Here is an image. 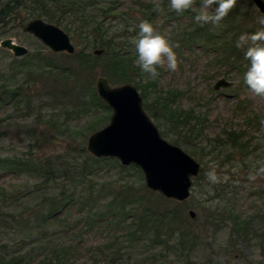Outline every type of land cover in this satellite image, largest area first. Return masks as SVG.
Segmentation results:
<instances>
[{"label": "trees", "instance_id": "obj_1", "mask_svg": "<svg viewBox=\"0 0 264 264\" xmlns=\"http://www.w3.org/2000/svg\"><path fill=\"white\" fill-rule=\"evenodd\" d=\"M117 5V1L104 5L97 0H0V25H9L10 17L25 12L32 20L45 19L72 32L76 41L86 47L79 53L62 55L66 60L63 63L38 52L31 61L18 65L21 71L30 69L29 74H33L37 68L32 66L36 64L44 66L52 76L78 82V67L87 71L103 60L110 83L115 86L131 83L137 77L144 92L154 85V80L134 65L136 54L131 39L137 35L142 21L150 22L159 34L164 28L157 30L159 17L176 21L169 36H164L176 55L185 49H202L210 57L212 69L223 71L237 82V109L244 112L246 127L262 129L260 121L264 119V112H249L248 105L240 98L247 89L243 77L249 62L235 43L242 33H254L257 29L244 20L237 6L219 27L213 28L198 25L193 10L177 14L171 10L169 0H140L126 13H121ZM111 17L118 20L114 30L105 23ZM64 20H70L71 26ZM130 28L136 31L132 35ZM96 49L104 50V54L97 57L86 52ZM157 71L160 74L162 69ZM18 93V89L10 91L12 96ZM179 94L177 90L166 94L161 105L165 119L175 127L184 129L188 125L185 135L198 137L203 132L198 117L191 110L173 107ZM98 106L110 112L92 88L90 108ZM86 130L95 131L91 127ZM247 134L227 132L222 138L207 141L212 148L208 154L215 158L228 154L230 161L238 158V166L243 171H257L258 160L250 159L257 153V147ZM176 142L177 145L179 141ZM80 151L77 156L68 153L44 158L32 151L0 161V173L7 172L31 183L26 193L21 188L0 191V230L14 231L12 236L16 237L19 229L29 227L28 235L20 238L30 248L28 253H0V264H77V255L85 249L81 245L83 231L104 235V241L96 249V258L100 259L90 264H172L169 259L174 257L182 262L188 245L197 241L198 235L187 227L180 204L149 191L139 168L123 167L116 159L95 158L85 146ZM202 172L195 180L201 179ZM227 189V186L214 185L216 196L212 200L224 204L222 212L230 216L235 227L233 234L253 233V226L261 217L252 213L243 218L235 209L227 208L231 203ZM54 224H59L61 229L50 231ZM62 236L63 239L70 236L72 241L67 242Z\"/></svg>", "mask_w": 264, "mask_h": 264}, {"label": "rangeland", "instance_id": "obj_2", "mask_svg": "<svg viewBox=\"0 0 264 264\" xmlns=\"http://www.w3.org/2000/svg\"><path fill=\"white\" fill-rule=\"evenodd\" d=\"M97 1L104 5L117 1L119 11L126 13L140 0ZM237 7L242 12L244 20L256 26L257 30L264 26L262 24L264 15L259 13L251 1L238 0ZM13 18L16 20L9 25H0L2 33L0 43L11 38L17 44L26 47L29 53L17 58L12 52L0 46V161L14 156H25L32 151L41 158L68 153L77 156L82 147L87 148L89 137L110 123L111 110L107 112L100 106L90 108L91 90L94 88L97 93V80L104 77L109 81V77L104 73L106 63L101 60L87 71L74 63V66L78 67L76 79L78 82L52 76L44 66L38 67L36 64L32 66L37 68L33 74H29L30 69L21 71L18 65L23 61H31L38 52L60 63L66 61L62 56L66 53H59L56 54L58 57H54L55 53L39 40L23 32L25 25L32 20L27 13L23 12ZM157 21V30L164 26L161 34L163 36H169L177 23L162 16ZM64 23L71 26L70 20H64ZM105 23L114 30L118 20L111 17L107 18ZM60 28L71 37L76 48L75 53L86 48L76 41L72 32ZM134 32H136L134 28H130L129 33L132 35ZM86 52L93 55L92 50ZM177 58L178 70L171 72L167 68H161L162 72L147 91L143 92L142 83L137 77H133L131 83H126L138 89L143 98L144 110L161 137L192 156L203 171L201 179L194 180L191 198L184 203L177 202L180 204L179 209L182 217L186 219L187 227L195 231L198 239L188 245L186 257L182 262L175 257L169 260L172 264H264V173H260L259 169L243 171L238 166L240 163L238 158L230 161L228 154L215 158L211 153L208 154L212 148L207 145V141L222 138L227 132L244 131L257 147V153L250 157L251 161L254 159L264 161V128L246 127L244 112L237 109V82L225 76L223 71L216 72L212 69L210 57L202 49H185L177 54ZM222 78L233 82L234 86L215 91V83ZM110 85L117 87L125 84ZM17 89L19 93L12 96L10 91ZM175 90L180 92V96L173 107L191 110L202 122L203 132L198 137L185 135L189 129L188 125L184 129L180 126L175 127L165 119L161 105L166 94ZM240 98L248 105L249 112H264V101L253 96L247 89L241 93ZM87 127L95 131L88 133ZM176 141H179L177 145ZM212 170L218 178L215 183L206 175ZM250 176H255V179H249ZM217 184L228 188L231 203L228 206L226 204L227 208L235 209L243 218L252 213L261 217L254 224L253 233L249 229L250 234L247 231L233 234L235 232L233 222L230 221L228 214L222 212L224 204L219 200H212L216 196L214 185ZM30 186L31 183H26L24 179L13 177L7 172L0 173V191L21 188L26 193ZM173 206L175 205H171ZM191 210L196 213L195 219L189 216ZM53 229L59 231L61 227L54 224L50 231ZM0 231V253L30 252V248L21 243L20 238L22 235H28L29 227L19 229L16 237L12 236L14 231L6 229ZM63 240L70 242L72 238L67 236ZM103 241L104 235L83 231L81 245L85 249L77 255V264H90L94 260H99L100 257L96 258V249ZM21 244L24 248H20ZM188 255H191V258L187 259Z\"/></svg>", "mask_w": 264, "mask_h": 264}, {"label": "water", "instance_id": "obj_3", "mask_svg": "<svg viewBox=\"0 0 264 264\" xmlns=\"http://www.w3.org/2000/svg\"><path fill=\"white\" fill-rule=\"evenodd\" d=\"M264 14V0H251ZM23 32L39 40L52 53L73 55L76 48L71 37L60 27L43 19L28 22ZM0 46L17 57L26 56L29 50L8 38ZM104 50L96 49L94 56ZM233 83L223 78L214 90L230 89ZM97 95L112 111L110 123L92 134L87 152L95 158L116 159L123 167H138L143 174L145 187L163 198L184 203L191 197L194 179L201 173V165L181 148L164 140L143 107V98L131 84L112 87L100 77L96 83ZM192 219L194 211H189Z\"/></svg>", "mask_w": 264, "mask_h": 264}, {"label": "clouds", "instance_id": "obj_4", "mask_svg": "<svg viewBox=\"0 0 264 264\" xmlns=\"http://www.w3.org/2000/svg\"><path fill=\"white\" fill-rule=\"evenodd\" d=\"M237 3L238 0H199L197 6V0H169L171 10L177 14L193 10L196 12L194 19L198 25L201 27L211 25L213 28L220 26L221 22L235 10ZM157 10H160L159 5ZM138 29L137 35L131 39L136 54L134 65L153 80L159 76L158 68L177 71L178 58L169 40L159 34L148 21H142ZM235 47L243 51L244 59L249 62L243 77L247 90L264 101V26L254 33L239 35ZM260 125L264 128V119H261ZM257 163L261 165L259 172L264 173V161ZM206 175L211 182L218 181L214 170ZM249 179H255V176H250Z\"/></svg>", "mask_w": 264, "mask_h": 264}, {"label": "flooded vegetation", "instance_id": "obj_5", "mask_svg": "<svg viewBox=\"0 0 264 264\" xmlns=\"http://www.w3.org/2000/svg\"><path fill=\"white\" fill-rule=\"evenodd\" d=\"M249 1H251V0H249ZM252 2V1H251ZM252 4L254 5V3L252 2ZM255 6V5H254ZM255 8H256V6H255ZM257 9V8H256ZM258 10V9H257ZM259 11V10H258ZM260 13V12H259ZM261 14V13H260ZM261 15H264V14H261ZM15 16V15H14ZM14 16H12V17H10V20L13 22V21H15L16 19H14L13 17ZM16 16H19V14H16Z\"/></svg>", "mask_w": 264, "mask_h": 264}]
</instances>
